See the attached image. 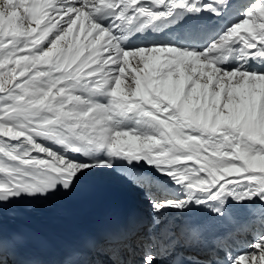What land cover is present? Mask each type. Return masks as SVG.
Wrapping results in <instances>:
<instances>
[{
	"label": "snow or ice",
	"instance_id": "obj_1",
	"mask_svg": "<svg viewBox=\"0 0 264 264\" xmlns=\"http://www.w3.org/2000/svg\"><path fill=\"white\" fill-rule=\"evenodd\" d=\"M100 176L146 210L53 261L3 227ZM0 264H264V0H0Z\"/></svg>",
	"mask_w": 264,
	"mask_h": 264
},
{
	"label": "bare ground",
	"instance_id": "obj_2",
	"mask_svg": "<svg viewBox=\"0 0 264 264\" xmlns=\"http://www.w3.org/2000/svg\"><path fill=\"white\" fill-rule=\"evenodd\" d=\"M106 177L121 182L124 181L112 176L94 177L83 181L71 193L61 192L48 199L22 201L7 211L3 218V224H11L13 220L17 222L27 221V218L33 215L31 227H35L37 223L46 225L41 228H33L31 231L34 234L39 233L45 235L46 238H51L55 234H48L49 229L66 227L78 219L85 220V212L99 198L97 197L98 190L92 185L95 183H108ZM125 186L136 191V188L127 182Z\"/></svg>",
	"mask_w": 264,
	"mask_h": 264
}]
</instances>
